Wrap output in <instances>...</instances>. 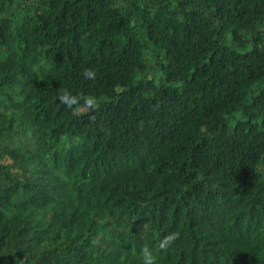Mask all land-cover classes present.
I'll list each match as a JSON object with an SVG mask.
<instances>
[{
  "label": "trees",
  "instance_id": "1",
  "mask_svg": "<svg viewBox=\"0 0 264 264\" xmlns=\"http://www.w3.org/2000/svg\"><path fill=\"white\" fill-rule=\"evenodd\" d=\"M145 246L264 264V0H0V264Z\"/></svg>",
  "mask_w": 264,
  "mask_h": 264
},
{
  "label": "clouds",
  "instance_id": "2",
  "mask_svg": "<svg viewBox=\"0 0 264 264\" xmlns=\"http://www.w3.org/2000/svg\"><path fill=\"white\" fill-rule=\"evenodd\" d=\"M96 70L93 68H86L84 70V76L89 79H95L96 78ZM63 101H65L67 104L72 105L74 103H77L79 99L81 98L79 95L73 94L70 90H65L61 97ZM86 103L89 105H93L95 103L94 97H87ZM178 234L176 232H172L167 234L161 241H160V247L161 248H167L170 246V244L176 239V236ZM140 254L142 257L143 264H159V258L156 254V252L153 250V248L149 246H145L140 250Z\"/></svg>",
  "mask_w": 264,
  "mask_h": 264
},
{
  "label": "bare ground",
  "instance_id": "3",
  "mask_svg": "<svg viewBox=\"0 0 264 264\" xmlns=\"http://www.w3.org/2000/svg\"><path fill=\"white\" fill-rule=\"evenodd\" d=\"M249 60V59H248ZM252 61H253V58H252Z\"/></svg>",
  "mask_w": 264,
  "mask_h": 264
}]
</instances>
